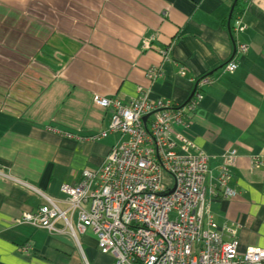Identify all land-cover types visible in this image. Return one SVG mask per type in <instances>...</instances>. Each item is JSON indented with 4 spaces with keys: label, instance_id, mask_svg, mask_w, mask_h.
<instances>
[{
    "label": "crops",
    "instance_id": "obj_1",
    "mask_svg": "<svg viewBox=\"0 0 264 264\" xmlns=\"http://www.w3.org/2000/svg\"><path fill=\"white\" fill-rule=\"evenodd\" d=\"M151 35L153 50L143 52ZM151 68L162 72L154 83ZM205 78L188 129L175 132L209 158L205 225L239 224L243 255L264 249V168H253L264 158V0H0V171L12 179L0 178V264H114L97 244L83 249L77 216L78 244L62 222L56 235L17 225L44 205L22 184L65 210L63 190L101 170L121 141H87L111 120L95 96L132 99L144 88L152 102L185 106ZM230 152L233 198L217 185Z\"/></svg>",
    "mask_w": 264,
    "mask_h": 264
},
{
    "label": "built area",
    "instance_id": "obj_2",
    "mask_svg": "<svg viewBox=\"0 0 264 264\" xmlns=\"http://www.w3.org/2000/svg\"><path fill=\"white\" fill-rule=\"evenodd\" d=\"M155 42V35L143 39L141 50L152 51ZM238 52L243 54L246 48L241 46ZM169 53L164 51L165 60ZM237 69L232 61L225 72L233 74ZM176 73L182 72L177 69ZM161 76L159 68L146 73L150 83ZM210 82L206 78L197 82L185 106L167 100L152 102L150 91L144 88L132 99L95 96L93 104L109 112L111 120L106 132L87 141L95 144L112 135H119L121 141L101 170H85L77 187L63 190L65 210L59 202L22 184L41 196L44 205L35 215L23 214L17 225L56 235L61 234L56 225L62 222L78 244L72 223L77 216L79 234L91 233L100 254L112 257L114 264H264V249L249 248L239 255V224L218 227L210 221L205 225L209 158L175 132L178 127L188 129L186 112L195 110L200 89ZM236 163L237 153L227 154L217 178V185L230 198L236 194L227 188L229 169ZM253 168H264V158H255ZM163 172L173 179L172 188L163 187ZM0 178L12 182L2 171Z\"/></svg>",
    "mask_w": 264,
    "mask_h": 264
},
{
    "label": "rangeland",
    "instance_id": "obj_3",
    "mask_svg": "<svg viewBox=\"0 0 264 264\" xmlns=\"http://www.w3.org/2000/svg\"><path fill=\"white\" fill-rule=\"evenodd\" d=\"M162 185L166 189L172 188L174 185L173 179L166 172H163V174H162ZM75 230H77V229L75 228ZM87 233L88 234H86L84 236L79 235L78 236L79 241L83 245L84 250H86V248H92V249L94 248V251H95L96 241H95V239L91 233H89V232H87ZM87 235H90V236H87ZM109 258H111V257L109 256Z\"/></svg>",
    "mask_w": 264,
    "mask_h": 264
},
{
    "label": "water",
    "instance_id": "obj_4",
    "mask_svg": "<svg viewBox=\"0 0 264 264\" xmlns=\"http://www.w3.org/2000/svg\"><path fill=\"white\" fill-rule=\"evenodd\" d=\"M191 99H192V96H191ZM191 99H190V100H191ZM146 120H147V118L144 120V122H146Z\"/></svg>",
    "mask_w": 264,
    "mask_h": 264
}]
</instances>
